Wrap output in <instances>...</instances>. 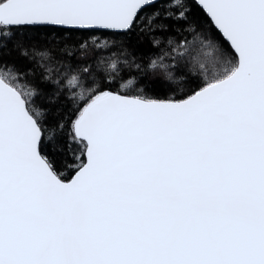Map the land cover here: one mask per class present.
Returning a JSON list of instances; mask_svg holds the SVG:
<instances>
[{"label":"snow or ice","instance_id":"6c2138e0","mask_svg":"<svg viewBox=\"0 0 264 264\" xmlns=\"http://www.w3.org/2000/svg\"><path fill=\"white\" fill-rule=\"evenodd\" d=\"M0 264H264V0H0Z\"/></svg>","mask_w":264,"mask_h":264},{"label":"trees","instance_id":"16d2710c","mask_svg":"<svg viewBox=\"0 0 264 264\" xmlns=\"http://www.w3.org/2000/svg\"><path fill=\"white\" fill-rule=\"evenodd\" d=\"M77 39H79V37H77ZM105 39H111L110 37H100V43L102 44L104 42ZM57 43H61V41L57 40ZM68 47L69 48H72L73 45L71 44V42L68 43ZM148 45L145 44V48L147 49ZM129 51L131 52L132 49H129ZM159 55V51H158V48L157 46L153 45L152 46V51L149 52V57L150 58H156V56ZM133 58H137L136 56H133ZM146 60L148 59V57L145 58Z\"/></svg>","mask_w":264,"mask_h":264}]
</instances>
